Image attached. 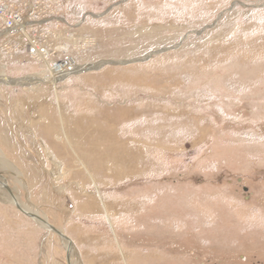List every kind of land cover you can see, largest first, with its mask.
Instances as JSON below:
<instances>
[{
	"label": "rangeland",
	"instance_id": "rangeland-1",
	"mask_svg": "<svg viewBox=\"0 0 264 264\" xmlns=\"http://www.w3.org/2000/svg\"><path fill=\"white\" fill-rule=\"evenodd\" d=\"M6 3L52 63L79 66L53 90L36 82L50 68L19 32L0 44V179L73 241L75 262L264 264V0ZM15 76L36 83L12 85ZM62 113L71 126L76 116L82 129L114 130L126 150L145 148L126 171L136 176L97 183L107 205L127 211L84 208L97 189L54 135ZM0 191V264H68L61 238Z\"/></svg>",
	"mask_w": 264,
	"mask_h": 264
},
{
	"label": "bare ground",
	"instance_id": "bare-ground-1",
	"mask_svg": "<svg viewBox=\"0 0 264 264\" xmlns=\"http://www.w3.org/2000/svg\"><path fill=\"white\" fill-rule=\"evenodd\" d=\"M14 31L19 32L22 35L23 38L26 37V40H28V41L32 40L31 38H28L29 36L26 33L25 23L22 24V27H19L18 29H15ZM45 63L50 68V69H48V71H49L48 75H50V76L40 79L41 81L39 80V78L38 79L36 78L37 79L36 82H43L45 84H51L53 90H54V88H58V83L59 82H61L64 79H66L71 74L76 73V71H78V68H79V66H77L73 61L57 62V63H61V64H57L55 66L52 65V67H51L50 63L48 62V60L46 58L45 59ZM98 67L99 66L83 67V68H80L79 72H82V71L83 72H87L89 69H95V68H98ZM37 77H39V76L37 75ZM7 78H3L4 79L3 81L4 82L8 81L9 78L8 79ZM70 78H71V76H70ZM68 79H69V77H68ZM9 80H11V84L26 85V83H36L35 82V78H33V77H28V78L23 79V80L22 79H20V80L9 79ZM46 110H47V107L41 108L42 112L43 111L46 112ZM48 112L49 111H47L46 114ZM46 114H44V115H46ZM118 115H119L118 117H122L123 112H118ZM36 117H38V116H36ZM43 117H45V116L40 115L38 120L40 121V119L43 118ZM75 118L76 119H75L74 124L72 126L69 123V122H71L70 121L71 119H68L65 122V125H63L64 129L59 127V129H58L59 131L57 133L58 136L56 134H54V135L57 138V140L60 141L61 144H65L67 149L71 150V152L73 153V155H74V157L76 159V163L75 164L77 165V169L78 170H80V171L83 170L86 176L93 177L96 173L98 175H103L104 172H107V173H110V174L113 173L109 169L112 166H114L116 168H119L120 169V174L126 173V171H128V169H134L135 168V167H133V164L135 163V161H134L135 160V156L133 154L134 151H132L130 149L126 150L127 149L126 147H127V145H129V143L125 142V141H122L120 136H119V134H115L116 132L114 133V130L110 131V132L106 131V132H103L102 134H97V137H94L92 135V133H86V132H81V134L78 135V136L70 135L69 131L77 129L78 125H79L78 118L77 117H75ZM43 120H44V118H43ZM43 125H45V123H43ZM42 127H44V126H42ZM44 128L45 129L48 128L49 131H50L52 129H56V126H54L51 123H46ZM40 134H41V132H40ZM50 137H51V134H50ZM52 139L54 140V138H52ZM42 147H43V150L46 151V154H49L50 159L53 160L54 163L56 164L54 166V169H58L59 172L62 175L66 176L68 174V172L66 170L67 168H65L64 165H62V163L60 164V162L58 161L57 155L54 154L55 153L54 148H52V146L50 144H48L46 141L43 142ZM68 150H67V153H68ZM86 152H87V154H86ZM69 154H70V152H69ZM83 155H85L88 159L85 156H83ZM66 157L69 158V156H66ZM132 157H134V160H133ZM68 166H69V164H68ZM83 171H81V172H83ZM4 181H5L4 179H0L1 183L6 184L7 186H9V184L4 182ZM0 189H2V188H0ZM11 189H12V191L14 193L15 202L17 203V205L20 206V208H22L23 210H25V211H27L29 213H33V214L38 215L39 217L44 219L46 222H48L49 225H52L45 217H43L42 215H40V214L36 213L35 211L29 209V207L27 205H24L21 202L20 198L17 197V195L15 194L14 189L13 188H11ZM4 191H6V190L4 189ZM100 192H101V190H100ZM100 192L98 190V195L100 194ZM1 198L4 201H7V202H10V203L14 204V206H15L14 199H13L12 195L8 191H6V193H4V195H2ZM97 205H99V203H92L90 211H92V210L95 211ZM117 206L119 208H121L123 211L124 210L127 211V209H125V207H122L121 204L110 206V209L118 210ZM101 207H103L104 209H100V210L101 211L103 210L106 213V209H105L104 205H102ZM36 222L38 224L40 223L38 221H36ZM39 225L42 226L45 229H48V230L52 231L48 226H45V225H42V224H39ZM54 228H56V227H54ZM56 230H58L59 232L63 233L66 236V234L62 230H60L58 228H56ZM62 241L64 243L65 249L69 251V253L67 252L69 254V258H70L69 261H67L68 264H75V263L77 264L78 261L76 260V262H75V256H76L75 255V251L76 250L74 248L73 241L71 240L72 243H69L66 240H62Z\"/></svg>",
	"mask_w": 264,
	"mask_h": 264
},
{
	"label": "crops",
	"instance_id": "crops-1",
	"mask_svg": "<svg viewBox=\"0 0 264 264\" xmlns=\"http://www.w3.org/2000/svg\"><path fill=\"white\" fill-rule=\"evenodd\" d=\"M3 2H4V4L8 7V10L10 11V12H14L12 9H10V6L6 3V0H2ZM16 31H12V32H8V33H6L5 35H3L2 37L0 36V44H3V46H1V48H7L8 46L10 47V45H5L6 43H4V41L6 42V38L7 37H9L10 35H11V33H15ZM5 39V40H4ZM2 42V43H1ZM7 44H9V42L7 41ZM21 46H20V48L21 49H25V53L27 54V46H24L23 45V43H21L20 44ZM24 58H25V56L24 55H22ZM11 58V60L13 59V57L11 56L10 57ZM9 64V63H8ZM5 65H7V64H5ZM24 67H22V69H23ZM17 71H20V70H17ZM77 72V71H76ZM27 74H32V73H27ZM28 76H26V77H17V76H15L14 78H16V79H14V80H20V79H25V78H27ZM22 84H18L17 86H21ZM23 86V85H22ZM5 99V98H4ZM42 105H44V106H47L46 104H44V101L42 100ZM56 105L57 106H59V109L60 110H65V106L62 104V102H58V103H56ZM76 117V116H75ZM115 117H118V116H116L115 115ZM78 118V122H79V125H78V128L77 129H75V130H72V131H69V134L70 135H72V136H78V135H80L81 134V132H86V133H92V135L94 136V137H97V134H102V133H99L98 131H96V130H91V129H89V130H87V129H82L81 128V126H80V121H81V118L80 117H77ZM118 118H121V117H118ZM68 119H70V114H68V113H62V114H60V116H59V123H60V126L59 127H61V128H63V125H65V122L68 120ZM45 123H51V124H53V122H50V120H52V117L51 116H49V117H46L45 119ZM82 124V123H81ZM54 125V124H53ZM55 126V125H54ZM64 129V128H63ZM145 148L144 147H141V151H139V153L138 152H136L135 150H132V151H134L133 152V154H134V156H135V160H134V157H132L133 158V160L134 161H136V157H137V155H140V156H142L143 157V155H144V150ZM143 151V152H142ZM86 154H87V152H86ZM83 156H85V155H83ZM48 157H49V154H48ZM86 157V156H85ZM87 158V157H86ZM88 159V158H87ZM60 164H61V162H60ZM113 173H107V172H104V174L103 175H94L93 177H90L91 179H92V181L94 182V184H95V187H96V189H97V194H95V196L94 197H92V199L93 200H89V202H88V205H87V207H84V208H88V210H90L91 209V204L92 203H99V205H102V204H106V209H108V210H112V209H110V206H114V205H116V204H113V205H107L108 203H106L105 202V199L103 198V196H101L100 194L98 195V182H99V179L103 176L104 178H106L107 176L108 177H112V178H118V179H120V178H122V179H127V175L129 174L128 172H126V173H124V174H120V169L119 168H116V167H114V166H112L111 168H109ZM53 170L55 171V172H57L59 175H60V177H63V178H66L67 176H68V174L66 175V176H64V175H62L60 172H59V170L58 169H54L53 168ZM128 171H129V169H128ZM127 174V175H126ZM126 175V176H125ZM129 175H131V176H136V174L135 173H131V174H129ZM86 177H89V176H86ZM91 203V204H90ZM98 206V205H97ZM116 212L117 211H119V210H115ZM106 213H107V210H106ZM108 214V213H107ZM109 215V214H108Z\"/></svg>",
	"mask_w": 264,
	"mask_h": 264
},
{
	"label": "built area",
	"instance_id": "built-area-1",
	"mask_svg": "<svg viewBox=\"0 0 264 264\" xmlns=\"http://www.w3.org/2000/svg\"><path fill=\"white\" fill-rule=\"evenodd\" d=\"M23 16L21 14H18L16 12H10L8 10V7L4 4L2 0H0V36L2 37L8 32H12L15 29H18L19 27H22V24H24ZM26 38V37H25ZM24 38V42L27 44L29 50V55L33 57L34 59L40 60L45 63V59L49 60L50 66L52 67L61 64L57 62H51V54L49 52V49L41 46L37 43L36 40H32V42L26 40ZM73 58L71 56H67L64 61H71ZM74 60V59H73ZM63 61V62H64Z\"/></svg>",
	"mask_w": 264,
	"mask_h": 264
},
{
	"label": "water",
	"instance_id": "water-1",
	"mask_svg": "<svg viewBox=\"0 0 264 264\" xmlns=\"http://www.w3.org/2000/svg\"><path fill=\"white\" fill-rule=\"evenodd\" d=\"M136 62L137 61L127 62V64H129V63H136ZM118 64L123 65V64H126V63H118ZM0 78H1V75H0ZM12 85H18V84H12ZM0 188L5 189L6 191H8L12 195V197L14 199L15 207L18 209V211H20L22 214L26 215L27 217H29V218H31V219H33L35 221L40 222L39 224L48 226L62 240H66L69 243H72V241L67 236H65L63 233L59 232L58 230H56V228H54L52 225H49L48 222H46L44 219H42L41 217H39L36 214L29 213V212L23 210L22 208H20V206L17 205V203L15 202L14 193H13L12 189L10 188V186H7L6 184H3V183L0 182ZM67 252L69 253L68 250H67ZM68 253H67V261H69V259H70Z\"/></svg>",
	"mask_w": 264,
	"mask_h": 264
},
{
	"label": "flooded vegetation",
	"instance_id": "flooded-vegetation-1",
	"mask_svg": "<svg viewBox=\"0 0 264 264\" xmlns=\"http://www.w3.org/2000/svg\"><path fill=\"white\" fill-rule=\"evenodd\" d=\"M243 190H244V189H243ZM245 192H246V193L248 192V189H247V188L245 189ZM245 192H244V193H245ZM246 193H245V194H246ZM246 195L248 196V197H246V198H249V199L251 198V194H248V193H247Z\"/></svg>",
	"mask_w": 264,
	"mask_h": 264
}]
</instances>
